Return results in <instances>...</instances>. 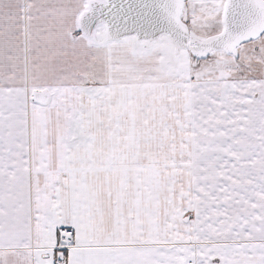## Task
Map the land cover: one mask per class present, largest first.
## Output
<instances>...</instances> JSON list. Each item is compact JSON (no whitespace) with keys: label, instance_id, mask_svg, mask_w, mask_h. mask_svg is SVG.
Here are the masks:
<instances>
[{"label":"snow or ice","instance_id":"obj_1","mask_svg":"<svg viewBox=\"0 0 264 264\" xmlns=\"http://www.w3.org/2000/svg\"><path fill=\"white\" fill-rule=\"evenodd\" d=\"M0 264H264V0H0Z\"/></svg>","mask_w":264,"mask_h":264}]
</instances>
